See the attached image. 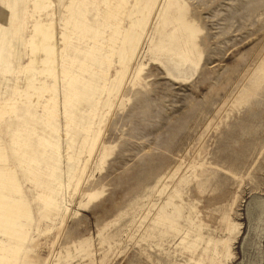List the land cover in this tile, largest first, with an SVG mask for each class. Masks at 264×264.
<instances>
[{
    "label": "rangeland",
    "instance_id": "1",
    "mask_svg": "<svg viewBox=\"0 0 264 264\" xmlns=\"http://www.w3.org/2000/svg\"><path fill=\"white\" fill-rule=\"evenodd\" d=\"M0 264H264V0H0Z\"/></svg>",
    "mask_w": 264,
    "mask_h": 264
},
{
    "label": "bare ground",
    "instance_id": "2",
    "mask_svg": "<svg viewBox=\"0 0 264 264\" xmlns=\"http://www.w3.org/2000/svg\"><path fill=\"white\" fill-rule=\"evenodd\" d=\"M36 34H41L42 38H43V41H45V42L50 41L51 38H52L51 34L49 33V29L45 31L42 28L41 29L39 28L37 30ZM31 64H32V62L26 68H28Z\"/></svg>",
    "mask_w": 264,
    "mask_h": 264
}]
</instances>
